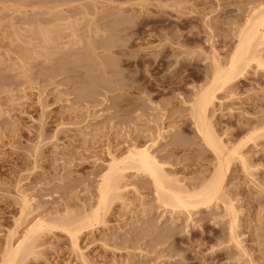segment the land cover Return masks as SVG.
I'll return each instance as SVG.
<instances>
[{"label": "rangeland", "instance_id": "obj_1", "mask_svg": "<svg viewBox=\"0 0 264 264\" xmlns=\"http://www.w3.org/2000/svg\"><path fill=\"white\" fill-rule=\"evenodd\" d=\"M262 8L264 0H0V264L39 221L49 227L19 264H264V46L263 65L218 90L207 111L241 157L229 161L216 200L172 209L126 166L76 248L50 226L92 211L110 159L135 149H148L183 191L210 182L216 158L190 102Z\"/></svg>", "mask_w": 264, "mask_h": 264}, {"label": "bare ground", "instance_id": "obj_2", "mask_svg": "<svg viewBox=\"0 0 264 264\" xmlns=\"http://www.w3.org/2000/svg\"><path fill=\"white\" fill-rule=\"evenodd\" d=\"M263 10L258 11L259 13L257 12L254 16L252 14V17L248 20L244 29L240 31L237 38V46L235 50H233L231 57L227 60L226 65H223L224 67H220V63L219 65H215V67H217L209 83L198 89L192 102H190V117L194 120L197 133L207 149L210 150L216 158V167L210 182L196 193L183 191L181 188L173 185L170 179L168 180L165 174H163L158 162L150 156L148 149H135L125 158L110 159L108 172L102 176L101 183L98 187L96 207L94 206L95 208L92 211L89 213L86 212L80 217H77V215V218L73 216L74 219H71V217L68 219L61 218L59 219L60 221L58 220L51 223V227L60 228L62 231L66 232L69 235L71 243L76 248L79 234L82 232L81 230L86 228V226L91 227L95 222L97 223L98 218H100L99 215L106 211L107 206L110 205L114 197H116V191L118 189L117 184H119V179L121 178V176L118 178V175L119 173L122 174L121 171L124 170L126 166L130 169H135L139 173L141 172V174L143 173L145 176L147 175L152 180L155 191L160 195L161 199H163V204L172 209L191 210L198 208L200 205L209 204L217 199L224 180V172L228 167L229 161L232 160V158L235 159V156L237 157L238 150L236 151V148L229 150L222 144V140L217 137V134L215 135L214 129L210 125L207 111L208 108L213 106V102L216 100L215 95L218 90H221L223 86L225 87L230 81L238 77L237 75L247 72L246 70L250 69L249 67L252 63L256 65V68L263 65L260 61L261 56H259L257 50L261 46H264V31L262 29L264 26ZM255 135L251 134L250 140ZM239 158L241 157L239 156L238 159ZM241 160L243 162V159ZM229 209L231 215H234L232 208ZM47 227H49V225L48 223L46 224L45 221H39L32 226V229L28 231L25 237L23 235L24 238L20 244L18 243L16 248H10L4 254L1 264L21 263L20 259L24 257V253L26 251L29 253L30 247L32 248L33 240L36 239L41 232H44V229ZM28 243L32 246L27 247V249L26 246ZM27 252L25 254H27ZM78 253L81 255V252Z\"/></svg>", "mask_w": 264, "mask_h": 264}]
</instances>
